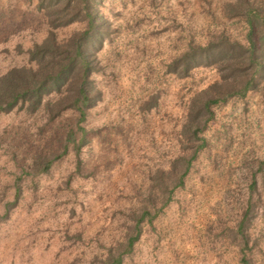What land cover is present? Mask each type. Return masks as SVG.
<instances>
[{
  "label": "rangeland",
  "instance_id": "374dc122",
  "mask_svg": "<svg viewBox=\"0 0 264 264\" xmlns=\"http://www.w3.org/2000/svg\"><path fill=\"white\" fill-rule=\"evenodd\" d=\"M230 1L103 0L101 12L112 29L98 54L103 99L89 112L80 167L71 152L49 172L19 180L23 166L62 151L77 116L0 115V264H106L110 248H123L152 198L161 210L144 222L123 264H243L237 228L254 175L247 253L250 264H264L262 92L215 106L202 133L208 145L166 206L167 196L156 187L160 169L191 153L183 135L189 107L219 79L212 67L183 77L166 65L189 42L204 43L218 31L244 41L243 20L225 14ZM84 27L74 23L57 34L65 39ZM49 31L39 0H0V76L28 64V50Z\"/></svg>",
  "mask_w": 264,
  "mask_h": 264
},
{
  "label": "trees",
  "instance_id": "16d2710c",
  "mask_svg": "<svg viewBox=\"0 0 264 264\" xmlns=\"http://www.w3.org/2000/svg\"><path fill=\"white\" fill-rule=\"evenodd\" d=\"M102 2L39 0V9L45 11L50 26L47 38L28 50V64L15 66L0 76V115L21 111L29 115L43 113L49 121L67 111L77 116L74 127L67 132L62 151L57 149L40 155L30 168L23 166L19 180L33 172H49L59 159L71 152L78 158V167L81 166V154L90 133L86 126L89 112L103 99V91L96 80V74L104 69L98 54L112 32L110 21L101 12ZM225 14L243 20L246 26L244 41L224 30L218 31L204 43L189 42L186 50L166 65L168 72L183 77L199 67H212L219 72V79L198 94L189 107L183 135L190 143L191 153L178 155L170 167L159 170L158 179L163 181L159 180L156 187L167 196L164 206L172 200L177 189L185 186L195 160L207 147L202 133L216 116L215 106L233 98H244L252 91L264 94V0H231ZM79 22L85 23L82 30L65 39L58 36L57 30ZM259 169L264 176V160ZM249 189L247 208L237 228L243 243V264L251 263L247 251L251 248L249 224L256 208V175ZM20 193L18 185V196ZM148 202L136 219L133 233L122 244L123 248H110L106 264H123L134 251L143 234L144 222H152L161 210L154 198Z\"/></svg>",
  "mask_w": 264,
  "mask_h": 264
}]
</instances>
